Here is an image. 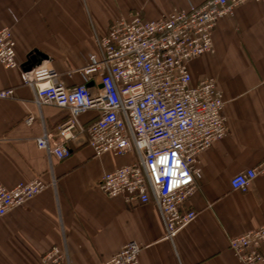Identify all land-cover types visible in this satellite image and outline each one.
<instances>
[{"label": "crops", "instance_id": "obj_1", "mask_svg": "<svg viewBox=\"0 0 264 264\" xmlns=\"http://www.w3.org/2000/svg\"><path fill=\"white\" fill-rule=\"evenodd\" d=\"M205 1L76 0L57 6L52 0H0V28L14 30L21 65L37 49L50 57L42 64L72 87L84 79L80 74L69 78L67 72L98 55L96 39L107 34L114 20L132 13L158 19L175 7L189 9ZM73 24L80 30L73 31ZM213 43L215 53L192 61L189 70L194 84L216 79L226 102L228 134L199 155L197 190L186 206L198 216L174 241L164 238L165 226L153 203L128 204L123 196L107 197L99 187L105 173L132 163L133 153L96 157L84 133L67 143L68 158L50 161L36 145L43 133L41 117L56 140L69 111L54 106L39 111L33 91L22 83V68H0V91H15L14 98L0 99V186L56 180V188L0 219V264H42L53 247L67 248L70 264H103L130 242L143 248L139 264H242L229 243L264 224V175L247 191H233L230 181L264 160V2L246 3L221 19ZM31 114L37 118L28 125ZM96 118L89 111L79 122L86 127Z\"/></svg>", "mask_w": 264, "mask_h": 264}, {"label": "built area", "instance_id": "obj_2", "mask_svg": "<svg viewBox=\"0 0 264 264\" xmlns=\"http://www.w3.org/2000/svg\"><path fill=\"white\" fill-rule=\"evenodd\" d=\"M249 2L264 0H207L189 9L175 7L158 19L139 13L116 19L107 34L96 39L98 55L67 72L69 78L80 74L84 79L72 87L51 66L22 72V83L33 91L39 111L44 106L69 111L56 129V140L41 117L37 148L50 161L64 160L71 155L67 143L85 133L96 157L133 153L134 161L105 173L99 187L107 197L123 196L128 204L153 203L165 226L164 238L174 241L198 216L186 206L197 190L199 155L228 134L226 102L216 79L206 77L194 84L189 64L215 53L218 22ZM20 67L13 31L1 27L0 68ZM14 97L13 89L0 91V99ZM89 111L97 118L85 127L79 117ZM36 118L31 114L25 122L30 125ZM260 175L264 160L235 175L230 187L247 191ZM50 187L56 188L53 177L50 183L36 178L12 188L0 186V219ZM229 247L242 264H264V224L231 238ZM142 250L139 243L130 242L103 264H139ZM42 264H70L67 248H51Z\"/></svg>", "mask_w": 264, "mask_h": 264}, {"label": "water", "instance_id": "obj_3", "mask_svg": "<svg viewBox=\"0 0 264 264\" xmlns=\"http://www.w3.org/2000/svg\"><path fill=\"white\" fill-rule=\"evenodd\" d=\"M50 57L41 51L35 49L30 52L27 56L25 63L21 65L23 72L28 73L32 71L35 67L40 66L44 61H48Z\"/></svg>", "mask_w": 264, "mask_h": 264}, {"label": "rangeland", "instance_id": "obj_4", "mask_svg": "<svg viewBox=\"0 0 264 264\" xmlns=\"http://www.w3.org/2000/svg\"><path fill=\"white\" fill-rule=\"evenodd\" d=\"M42 1H49V0H42ZM67 1H70V2H73V1H76V0H52V2H53V4L54 3H57L56 5L57 6H59V4L60 3H63V2H67ZM48 8H50L51 9V7H47V8H41V11H48ZM63 9V8H62ZM60 10V9H59ZM75 13H74V15H76V9L75 8H73L72 9ZM45 15L47 14V13H44ZM91 25V24H90ZM73 26V31H79L80 29H78V26L76 25V24H73L72 25ZM91 27H92V25H91ZM14 31V30H13ZM90 147V146H89ZM108 154H110V155H113L112 153H108ZM105 155H107V154H105ZM114 156V155H113ZM116 157V156H115ZM120 157H124V156H120Z\"/></svg>", "mask_w": 264, "mask_h": 264}, {"label": "trees", "instance_id": "obj_5", "mask_svg": "<svg viewBox=\"0 0 264 264\" xmlns=\"http://www.w3.org/2000/svg\"><path fill=\"white\" fill-rule=\"evenodd\" d=\"M110 26V25H109ZM13 31V30H12ZM14 34V33H13Z\"/></svg>", "mask_w": 264, "mask_h": 264}]
</instances>
